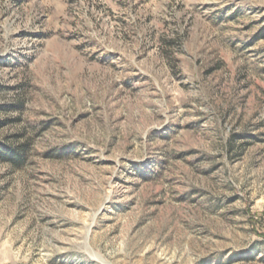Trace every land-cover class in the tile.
Instances as JSON below:
<instances>
[{
	"label": "rangeland",
	"instance_id": "obj_1",
	"mask_svg": "<svg viewBox=\"0 0 264 264\" xmlns=\"http://www.w3.org/2000/svg\"><path fill=\"white\" fill-rule=\"evenodd\" d=\"M0 264H264V0H0Z\"/></svg>",
	"mask_w": 264,
	"mask_h": 264
},
{
	"label": "trees",
	"instance_id": "obj_2",
	"mask_svg": "<svg viewBox=\"0 0 264 264\" xmlns=\"http://www.w3.org/2000/svg\"><path fill=\"white\" fill-rule=\"evenodd\" d=\"M30 144L14 137L6 142L0 141V161L13 168H20L28 160Z\"/></svg>",
	"mask_w": 264,
	"mask_h": 264
}]
</instances>
